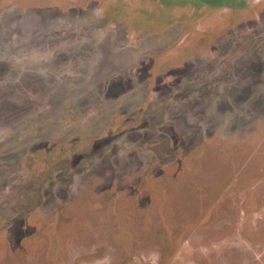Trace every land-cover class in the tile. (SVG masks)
<instances>
[{
	"label": "rangeland",
	"instance_id": "374dc122",
	"mask_svg": "<svg viewBox=\"0 0 264 264\" xmlns=\"http://www.w3.org/2000/svg\"><path fill=\"white\" fill-rule=\"evenodd\" d=\"M0 264H264V0H0Z\"/></svg>",
	"mask_w": 264,
	"mask_h": 264
},
{
	"label": "flooded vegetation",
	"instance_id": "af4514ba",
	"mask_svg": "<svg viewBox=\"0 0 264 264\" xmlns=\"http://www.w3.org/2000/svg\"><path fill=\"white\" fill-rule=\"evenodd\" d=\"M218 1H222V0H218ZM224 2L229 1L230 3H238L241 2L242 0H223Z\"/></svg>",
	"mask_w": 264,
	"mask_h": 264
}]
</instances>
